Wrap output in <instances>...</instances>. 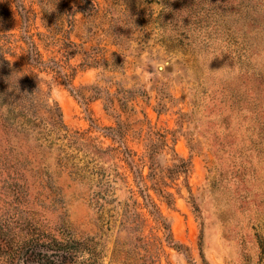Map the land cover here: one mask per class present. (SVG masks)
Returning a JSON list of instances; mask_svg holds the SVG:
<instances>
[{"label": "rangeland", "instance_id": "1", "mask_svg": "<svg viewBox=\"0 0 264 264\" xmlns=\"http://www.w3.org/2000/svg\"><path fill=\"white\" fill-rule=\"evenodd\" d=\"M0 57V264H264V0H0Z\"/></svg>", "mask_w": 264, "mask_h": 264}, {"label": "trees", "instance_id": "2", "mask_svg": "<svg viewBox=\"0 0 264 264\" xmlns=\"http://www.w3.org/2000/svg\"><path fill=\"white\" fill-rule=\"evenodd\" d=\"M33 81L26 75H22L18 70L13 69L9 61L0 57V101L3 100L4 94L7 89L11 86L13 87L14 93L19 97L18 107H21L22 110H19L16 115H22L27 107H31L32 104H35L37 93L40 92V89L33 85ZM30 103V105H29ZM59 117L61 119L62 113L61 109L58 106ZM38 255V261L40 264H55V261H62L66 258L65 254L60 250L51 249L50 252L45 254L40 253ZM44 259V260H43Z\"/></svg>", "mask_w": 264, "mask_h": 264}, {"label": "clouds", "instance_id": "3", "mask_svg": "<svg viewBox=\"0 0 264 264\" xmlns=\"http://www.w3.org/2000/svg\"><path fill=\"white\" fill-rule=\"evenodd\" d=\"M214 58H215V57H214ZM214 58H213V59H214ZM221 70H222V69H221ZM221 70H218V71H221ZM218 71H217V72H218Z\"/></svg>", "mask_w": 264, "mask_h": 264}]
</instances>
